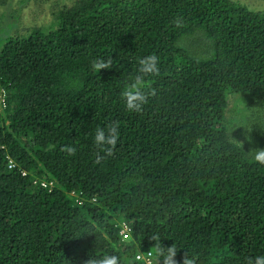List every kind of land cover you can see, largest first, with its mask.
<instances>
[{
	"label": "trees",
	"instance_id": "obj_1",
	"mask_svg": "<svg viewBox=\"0 0 264 264\" xmlns=\"http://www.w3.org/2000/svg\"><path fill=\"white\" fill-rule=\"evenodd\" d=\"M54 12L51 25L0 31V264H88L105 253L144 264V248L159 264L163 245L179 249V264L186 253L196 264L264 255V165L226 117L242 93L243 112L255 110L245 121L264 124V7L74 0ZM194 36L208 52L190 50ZM152 54L159 73L129 112L123 92ZM101 59L109 69L93 67ZM113 124L108 155L94 136Z\"/></svg>",
	"mask_w": 264,
	"mask_h": 264
},
{
	"label": "rangeland",
	"instance_id": "obj_2",
	"mask_svg": "<svg viewBox=\"0 0 264 264\" xmlns=\"http://www.w3.org/2000/svg\"><path fill=\"white\" fill-rule=\"evenodd\" d=\"M74 0H0V21L4 18L3 14L8 16V20H3L0 31L8 28L9 24L18 25L17 31L13 30V36L25 33L33 27L51 25L54 17V11L62 4H72ZM245 3L250 8L262 9L264 0H236ZM11 14V17H9ZM4 35V33L2 32ZM187 44L191 51L197 55L208 52L207 44L201 36H194L187 39ZM229 98L226 117L233 129V135L237 142L243 144L250 150L264 149V124L258 123L255 117L250 118L252 121H245L244 114L250 115L255 110L250 108L247 112H243L242 93H235ZM257 113V112H256ZM261 114L264 115V109ZM262 125V126H258ZM147 249H141L145 252Z\"/></svg>",
	"mask_w": 264,
	"mask_h": 264
},
{
	"label": "clouds",
	"instance_id": "obj_3",
	"mask_svg": "<svg viewBox=\"0 0 264 264\" xmlns=\"http://www.w3.org/2000/svg\"><path fill=\"white\" fill-rule=\"evenodd\" d=\"M138 63V74L131 79V82L123 92L125 106L129 112H140L142 110L143 105L147 102V96L144 92V89L146 87V77L159 73V58L155 54L140 58ZM110 64V59H101L94 62L93 67L101 71L102 69H109ZM119 134L118 124H113L107 129L97 128L95 131L94 142L108 155H111L113 149H115L117 145ZM65 150L69 155L75 152V148L71 146H67ZM253 151L255 161L259 164L264 165V149H256ZM10 159L13 160L12 158H9L8 167L10 166ZM15 166L9 168L12 169ZM23 174L26 175V171H24ZM122 227L123 228L120 233L123 235L124 239H128L130 236L131 228L125 223L122 224ZM124 233L127 234V237L124 236ZM151 239L155 242H158L160 238L157 235H152ZM178 250L179 249H177V247H175L174 245H172L171 247H165L163 245L155 249V251L158 252L159 264H179V262L176 260ZM148 252L153 253L151 249H147L145 252H141V249H139L136 254V259L138 254H147ZM153 256L155 258L154 253ZM137 260L142 263L141 260ZM88 264H121V258L116 254L105 253L99 256H91ZM183 264H196V259L195 257L189 256L188 253H186ZM245 264H264V255L249 257L246 259Z\"/></svg>",
	"mask_w": 264,
	"mask_h": 264
},
{
	"label": "built area",
	"instance_id": "obj_4",
	"mask_svg": "<svg viewBox=\"0 0 264 264\" xmlns=\"http://www.w3.org/2000/svg\"><path fill=\"white\" fill-rule=\"evenodd\" d=\"M0 102L2 104V102H3L2 97L0 98ZM13 166H15V164H14L13 160L10 159V166L9 167H13ZM44 185H46V184L44 183ZM124 236L127 237V234L124 233ZM137 259L141 260L142 263H144V264H157L152 252H148L147 254H138Z\"/></svg>",
	"mask_w": 264,
	"mask_h": 264
}]
</instances>
